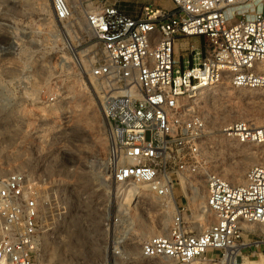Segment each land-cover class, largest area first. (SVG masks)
Listing matches in <instances>:
<instances>
[{"label":"built area","instance_id":"1","mask_svg":"<svg viewBox=\"0 0 264 264\" xmlns=\"http://www.w3.org/2000/svg\"><path fill=\"white\" fill-rule=\"evenodd\" d=\"M21 1L0 0V10ZM32 1L38 11H0V93L41 110L14 151L24 164L0 173V264H56L48 245L82 221L103 239L96 264L260 259L264 164L240 183L207 168L213 131L197 102L202 88L221 84L264 90V0H171L135 16L121 0ZM194 37L204 47L183 49ZM66 53L85 89L97 91L108 141L104 154L76 164L60 162L62 128L46 117L61 93L33 88L59 76ZM218 132L264 145V119Z\"/></svg>","mask_w":264,"mask_h":264},{"label":"rangeland","instance_id":"2","mask_svg":"<svg viewBox=\"0 0 264 264\" xmlns=\"http://www.w3.org/2000/svg\"><path fill=\"white\" fill-rule=\"evenodd\" d=\"M169 3L170 0H121V8L128 15L135 16L145 5L171 8L172 5ZM37 6L32 0H22L17 5L9 4L0 11H38ZM79 23L85 31L81 19ZM77 31L80 33L79 28ZM192 45L203 48L204 42L200 37H194L184 41L182 48L186 49ZM82 48L80 46L76 50L82 51ZM177 53L180 55L181 50ZM65 57L64 68L58 77L36 80L33 88L61 93L62 104L47 109L46 117L54 129L60 125L62 128L57 144L62 147L60 162L76 164L90 159L93 155L104 154L108 141L106 122L97 91L93 87L90 90L85 89L67 53ZM186 60H191V56L182 58V66L189 65ZM49 73L56 75L55 66L50 65ZM5 93H0V164L4 162L5 165L4 169L0 168L2 175L9 172V162L12 165L17 162L24 164V160L18 157V152L14 151L16 149L22 151L20 148L22 142L19 141L27 137V130L34 123L33 118L41 111L39 108L23 106V101ZM197 108L207 118L213 131L202 152L203 162L207 168L232 183H240L250 166L264 164V145H239L218 132L221 125L236 120H251L254 124L260 125L264 119V90L235 89L221 84L203 90ZM232 173L240 175V181L232 180ZM75 230L72 232L73 235L58 238L48 245L51 257L56 264H96L99 259L98 250L103 242L101 235L86 227L83 221ZM208 255L217 258L220 253L214 251ZM251 260H253L251 264H264V250L260 259L255 256Z\"/></svg>","mask_w":264,"mask_h":264},{"label":"bare ground","instance_id":"3","mask_svg":"<svg viewBox=\"0 0 264 264\" xmlns=\"http://www.w3.org/2000/svg\"><path fill=\"white\" fill-rule=\"evenodd\" d=\"M201 90H205V88H202ZM3 108V107H2ZM11 108V107H10ZM6 109V108H5ZM225 112H227L226 110H225ZM222 115H224V114H222ZM232 180H234V181H240V175H238V174H236V173H232ZM66 245H69V244H66ZM62 253V252H61Z\"/></svg>","mask_w":264,"mask_h":264},{"label":"crops","instance_id":"4","mask_svg":"<svg viewBox=\"0 0 264 264\" xmlns=\"http://www.w3.org/2000/svg\"><path fill=\"white\" fill-rule=\"evenodd\" d=\"M169 4H170V5H173L171 0H170V3H169ZM168 6H169V5H168ZM170 7H171V6H170Z\"/></svg>","mask_w":264,"mask_h":264}]
</instances>
